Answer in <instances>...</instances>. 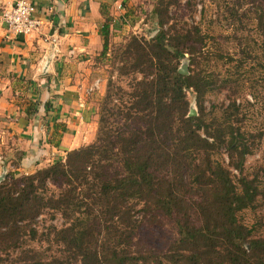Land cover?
Here are the masks:
<instances>
[{
	"label": "trees",
	"instance_id": "trees-1",
	"mask_svg": "<svg viewBox=\"0 0 264 264\" xmlns=\"http://www.w3.org/2000/svg\"><path fill=\"white\" fill-rule=\"evenodd\" d=\"M151 18L157 26L152 36L131 35L115 49L120 74L138 77H132L129 93L109 80L94 142L32 174L12 171L0 180V264H264V238H252L237 217L259 194L255 179L243 175L248 138L227 116L207 119L209 83L194 70L208 54V37L196 25L171 23L164 0ZM258 21L264 30V10ZM109 30L105 19L102 55ZM183 59L186 74L178 71ZM189 91L194 116H188ZM113 95L121 103L109 115ZM196 160L201 165L186 180V165ZM45 209L64 221L53 232L60 255L2 259L27 232L35 237L32 226ZM164 217L176 229L168 248L138 249V228Z\"/></svg>",
	"mask_w": 264,
	"mask_h": 264
},
{
	"label": "rangeland",
	"instance_id": "rangeland-1",
	"mask_svg": "<svg viewBox=\"0 0 264 264\" xmlns=\"http://www.w3.org/2000/svg\"><path fill=\"white\" fill-rule=\"evenodd\" d=\"M157 1H119L122 5L125 2V6H115L116 23L114 21L113 28L109 30L105 55H102L101 50L89 63L85 62L91 67L90 75H86L89 79V83L85 85L87 87L74 86V90H69V96L75 97L78 94L80 103H85L88 111L89 108L94 110L91 116L92 126L85 129L86 136L90 138L84 143L91 144L96 138L100 109L109 80L113 87H121L124 92L129 93L132 77H138L132 73L120 74L122 60L120 56L113 58V54L116 47L124 44L131 35L148 38L155 33L157 26L155 19L151 18V12ZM164 5L168 6L171 23L176 21L189 27L196 25L208 37V54L202 57L200 65L194 69L202 71L209 83L203 98L207 119L214 116L225 119L227 116V122L244 132L248 138L251 153L246 156L243 175L255 179L259 194L252 206L239 212L237 217L250 230L252 238H264V30L262 32L258 27V15L264 10V0H164ZM180 63L179 68L188 71L187 60L183 59ZM94 80L99 82L98 88L93 87ZM126 93L122 94L125 102L128 99ZM186 96L190 109L196 112L194 94L189 91ZM119 101L118 97L112 96V102L108 106L111 109L109 115L117 114L116 108L121 103ZM110 117L117 118V115ZM11 153L14 154H11V163L15 165L19 160V153ZM217 158L227 166L225 155ZM199 161L186 165V180L194 174L195 167L201 165ZM230 170L237 178V173ZM12 171L15 170L7 168L0 171V180ZM194 212L193 210L192 218L197 219ZM63 222L59 214L45 209L32 226L36 231L35 237L32 238L27 232L19 248L9 254H2V259L8 256L15 260L28 257L47 261L59 256L61 246L54 240L53 232L54 229H60ZM175 234L174 225L164 217L152 225L144 222L138 228L135 240H138L140 250L148 248L163 252L175 238Z\"/></svg>",
	"mask_w": 264,
	"mask_h": 264
},
{
	"label": "crops",
	"instance_id": "crops-1",
	"mask_svg": "<svg viewBox=\"0 0 264 264\" xmlns=\"http://www.w3.org/2000/svg\"><path fill=\"white\" fill-rule=\"evenodd\" d=\"M15 1L0 0V12ZM29 1L39 22L33 34H9L0 21V171L23 175L89 144L85 129L92 126L94 110L68 92L87 87L91 67L85 62L102 50L101 25L109 19L112 29L115 6L122 5L120 0ZM11 151L19 153L15 165Z\"/></svg>",
	"mask_w": 264,
	"mask_h": 264
},
{
	"label": "built area",
	"instance_id": "built-area-1",
	"mask_svg": "<svg viewBox=\"0 0 264 264\" xmlns=\"http://www.w3.org/2000/svg\"><path fill=\"white\" fill-rule=\"evenodd\" d=\"M36 9L29 0H16L8 8L0 12V21L4 24L6 31L15 36H27L33 34L39 22L33 17ZM98 81L93 84L98 88Z\"/></svg>",
	"mask_w": 264,
	"mask_h": 264
},
{
	"label": "water",
	"instance_id": "water-1",
	"mask_svg": "<svg viewBox=\"0 0 264 264\" xmlns=\"http://www.w3.org/2000/svg\"><path fill=\"white\" fill-rule=\"evenodd\" d=\"M180 73L186 74L185 68H179L178 70ZM195 115V110L194 109H190L189 110V115L188 116H194Z\"/></svg>",
	"mask_w": 264,
	"mask_h": 264
}]
</instances>
